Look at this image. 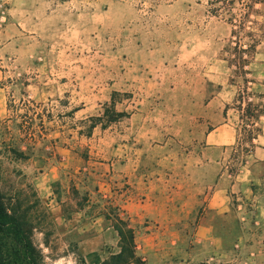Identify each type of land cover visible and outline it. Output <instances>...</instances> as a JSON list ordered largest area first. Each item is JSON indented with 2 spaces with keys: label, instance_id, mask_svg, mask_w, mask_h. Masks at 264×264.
<instances>
[{
  "label": "crops",
  "instance_id": "crops-1",
  "mask_svg": "<svg viewBox=\"0 0 264 264\" xmlns=\"http://www.w3.org/2000/svg\"><path fill=\"white\" fill-rule=\"evenodd\" d=\"M55 1L11 0L9 23L0 36V124L10 112L8 103L22 89L23 96L33 100L31 106L51 107L52 111L53 103L67 96L70 103L78 104L75 114H93L97 108L115 103L117 97L115 111L128 112L127 98L133 94L135 101L138 98L142 105L152 106L154 117L142 123L141 129L148 132L139 142L161 146L159 165L163 169L133 172L126 136L127 142L110 153L111 163H99L108 166L109 172H58L52 165L48 172H39L33 180L39 198L49 208L55 207L51 190L63 178L77 186L83 178L88 184L94 177L95 192L130 222L141 255L155 264L172 259L230 260L238 246L250 251L247 243L255 241L264 226V203L257 195L264 172L254 169L264 166V78L251 75L252 100L263 112L254 121L259 133L253 147L240 157L243 111L235 106L240 82L233 80L230 68L218 58L210 38L211 22L206 20L200 28L173 24L165 37L155 31L151 39L148 31L139 35L131 30L126 33L131 55L119 60L124 65L120 71L70 77L49 68L65 65V42L76 32L84 35L87 24L76 17L65 18V2ZM184 1L162 3L152 13L175 17ZM191 9L196 8L185 6L183 10L188 13ZM229 35L225 28V37ZM125 125L128 123L115 121L105 132L115 129L111 136L120 139L118 128ZM177 150L179 157H173L171 153ZM70 153L62 150L58 158L67 165ZM119 155L127 160L124 165L115 163ZM172 160L180 166L169 169ZM86 211L85 207L65 218L69 224L87 223L96 229L95 235L81 234V250L90 255L100 251L104 242L118 243L117 232L103 227L105 215L91 219Z\"/></svg>",
  "mask_w": 264,
  "mask_h": 264
},
{
  "label": "rangeland",
  "instance_id": "rangeland-1",
  "mask_svg": "<svg viewBox=\"0 0 264 264\" xmlns=\"http://www.w3.org/2000/svg\"><path fill=\"white\" fill-rule=\"evenodd\" d=\"M57 1L65 2V18L76 17L77 21L87 24L84 35L76 32L71 36L73 38L70 42H65V65L49 68L59 69L65 72V76L70 77L78 73H106L109 69L120 71L124 65L119 60L131 55V42L126 37V33L131 30L139 35L142 31H148L151 39V34L155 31H159V37L160 33L165 37L167 29L173 24L196 25L200 28L206 20L211 22L213 28L210 38L215 43L218 58L224 66L230 68L233 80L240 82L235 105L239 111H243V114L240 112L241 141L238 155L247 156L252 148L249 134L252 131L255 138L254 121L257 119L247 115L246 110L248 104L257 106L253 103L250 91L254 80L251 75L255 74L259 80L264 78V0H185V6L196 9H191L188 14L184 13L185 6H178L176 10L180 14L175 17L166 13L159 16L152 13L162 3L172 4L173 0L55 2ZM9 2L11 8V0ZM96 26H99L98 29ZM225 28H229L228 38L225 37ZM234 30L237 33L233 37ZM253 44L257 46L256 51L248 54L249 45ZM25 94L23 89L16 92L15 97L8 103L10 112L5 114L0 124V192L36 228L33 239L43 251L44 264H155L149 257L141 255L137 237L132 241L126 232L123 240L118 236V243H112L113 240L104 242L102 249L93 254L87 255L81 250V234L86 232L95 235L97 231L87 223L76 225L74 222H65V218L70 217L71 213L86 207L88 217L93 219L104 214L106 225L103 227L115 230V209L95 192L94 177H91L88 184H85L87 178H83L81 183L78 181L77 186L70 179L63 178L51 190L57 203L52 208L39 198L33 181L39 172H48L51 165L57 167L58 172H109L108 166L101 167L99 163L104 160L105 164H110V153L123 146V142H127L126 136L130 141L128 150L132 151L133 172H156L159 167L163 169L159 165L163 155L161 146L157 142H139L148 132L141 129L142 123L149 116L154 117L150 112L152 106L147 103L142 105L138 98L135 101V95L132 94L127 98L129 111L123 113L125 117L116 119L115 105L119 102V97L115 98V103L97 108L93 114H75L78 104L70 103L67 96L55 101L52 111L51 107L31 106L30 101L33 100L23 96ZM45 110H50V113ZM113 119L128 123L118 128L122 135L120 139L111 136L115 129L105 132L115 122ZM94 124L99 126L96 131L91 130ZM65 149L71 152L67 165L65 160L58 158L59 153ZM125 149L126 147L124 151ZM171 155L179 157L178 150ZM125 160L119 155L115 163L124 165L127 161ZM167 166L174 169L175 166H180V162L178 161L177 166L172 160ZM254 169L255 172H264V166L258 165ZM257 195L264 203V178ZM107 217L111 220L108 221ZM76 228L81 229L82 233H78ZM259 231L258 238L247 243L252 247L250 251H243L238 246L230 260L190 262L172 259L167 264H264V226ZM122 247L125 251L120 255Z\"/></svg>",
  "mask_w": 264,
  "mask_h": 264
},
{
  "label": "trees",
  "instance_id": "trees-1",
  "mask_svg": "<svg viewBox=\"0 0 264 264\" xmlns=\"http://www.w3.org/2000/svg\"><path fill=\"white\" fill-rule=\"evenodd\" d=\"M231 24L236 27L232 22ZM237 30L233 31V37L236 35ZM256 44L249 45L247 50L248 54L256 51ZM246 73L245 71L243 72ZM241 109V107H239ZM247 115L257 118L263 110L259 106H253L248 104ZM256 112V114H254ZM116 119L125 117L123 113H117ZM112 121H116L113 119ZM96 125L91 126V130H94ZM256 134L259 133L258 129H255ZM254 133L250 131L249 142L251 147L253 144ZM116 212V210H115ZM115 225L113 226L118 236L123 240L124 233H128L132 241H134L136 234L135 229L131 226L130 222L123 219L117 212L114 216ZM107 220H111L107 217ZM36 228L30 225L25 219L24 215L20 213L18 208L12 207L6 196L0 192V264H44L45 256L43 251L34 242V233ZM124 248L120 253H124ZM119 255V256H120Z\"/></svg>",
  "mask_w": 264,
  "mask_h": 264
},
{
  "label": "built area",
  "instance_id": "built-area-1",
  "mask_svg": "<svg viewBox=\"0 0 264 264\" xmlns=\"http://www.w3.org/2000/svg\"><path fill=\"white\" fill-rule=\"evenodd\" d=\"M9 11H10L9 0H0V36L4 32L7 24L9 23V19H10Z\"/></svg>",
  "mask_w": 264,
  "mask_h": 264
}]
</instances>
